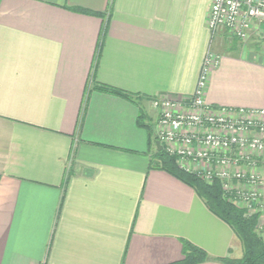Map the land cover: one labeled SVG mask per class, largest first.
I'll return each instance as SVG.
<instances>
[{
	"label": "crops",
	"instance_id": "obj_1",
	"mask_svg": "<svg viewBox=\"0 0 264 264\" xmlns=\"http://www.w3.org/2000/svg\"><path fill=\"white\" fill-rule=\"evenodd\" d=\"M210 5L0 0V264H172L183 242L201 264L241 257L195 191L151 167L152 100L191 97L208 53L206 102L264 110V26L212 34Z\"/></svg>",
	"mask_w": 264,
	"mask_h": 264
},
{
	"label": "built area",
	"instance_id": "obj_2",
	"mask_svg": "<svg viewBox=\"0 0 264 264\" xmlns=\"http://www.w3.org/2000/svg\"><path fill=\"white\" fill-rule=\"evenodd\" d=\"M207 26L245 42L264 26V0H211ZM220 59L208 53L194 94L158 96L155 139L179 171L206 185L218 184L222 199L247 217L261 216L264 110L216 107L206 102L211 71Z\"/></svg>",
	"mask_w": 264,
	"mask_h": 264
},
{
	"label": "trees",
	"instance_id": "obj_3",
	"mask_svg": "<svg viewBox=\"0 0 264 264\" xmlns=\"http://www.w3.org/2000/svg\"><path fill=\"white\" fill-rule=\"evenodd\" d=\"M100 47L101 44L98 48L99 51ZM95 88L100 92L133 101L130 95L122 91L104 86H96ZM138 126L147 130L150 129V126L143 122V115L138 118ZM151 163L152 168L168 173L194 190L208 210L226 223L233 231L241 245V257L236 260L224 258L215 260L216 262L221 264H264V242L260 236L259 214L248 218L245 217L243 211L231 206L222 199L218 184L208 186L195 176L179 171L176 167L175 159L167 156L163 150L157 151L155 149ZM208 261L210 259L202 250L188 242H183V258L172 264H201Z\"/></svg>",
	"mask_w": 264,
	"mask_h": 264
},
{
	"label": "water",
	"instance_id": "obj_4",
	"mask_svg": "<svg viewBox=\"0 0 264 264\" xmlns=\"http://www.w3.org/2000/svg\"><path fill=\"white\" fill-rule=\"evenodd\" d=\"M156 149H157V151H161L162 150V148H161V145H160V143L158 142V141H156Z\"/></svg>",
	"mask_w": 264,
	"mask_h": 264
},
{
	"label": "rangeland",
	"instance_id": "obj_5",
	"mask_svg": "<svg viewBox=\"0 0 264 264\" xmlns=\"http://www.w3.org/2000/svg\"><path fill=\"white\" fill-rule=\"evenodd\" d=\"M263 44H264V41H263ZM236 208V207H235ZM238 209V208H237ZM240 210V209H239ZM242 211V210H241ZM244 213V212H243ZM245 217H247L246 215H244ZM248 218V217H247Z\"/></svg>",
	"mask_w": 264,
	"mask_h": 264
}]
</instances>
